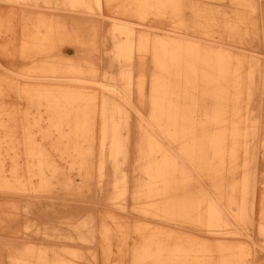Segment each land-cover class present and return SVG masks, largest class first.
Instances as JSON below:
<instances>
[{"label": "bare ground", "instance_id": "6f19581e", "mask_svg": "<svg viewBox=\"0 0 264 264\" xmlns=\"http://www.w3.org/2000/svg\"><path fill=\"white\" fill-rule=\"evenodd\" d=\"M38 1L41 0H0V40L6 39L3 43L0 41L1 68L8 70L5 66L12 63L16 52L17 56L28 60L43 55L48 49H55L60 44L84 42L81 37L76 40L69 38L70 34L73 38L78 34L76 30H73L74 34L69 32L67 23L59 24L53 21L49 25L41 24L45 27L43 32L38 29L30 30L33 28L31 24L26 28L25 35L21 29L24 40L18 50L14 49L11 23H7L13 18V9L6 6L13 2L27 4ZM131 1L134 7L124 10L135 11L142 18L147 15L145 12L160 16L164 11H169L170 16L176 14L182 6L180 0ZM65 2L62 1L61 4L68 7L96 6L97 9H101L105 2L107 10H111L114 0ZM239 2L242 1L233 0L235 4ZM190 7L194 8L192 5ZM235 13L237 10L220 21L218 16H211L208 11L200 16L196 14V17L199 20L204 18L203 23L207 25V29L214 27L215 30L221 26L228 32V36H250V28L245 24L248 18L243 15L235 16ZM111 24L108 32L113 35L114 43L108 52L115 60L127 62L126 65L120 66L117 75L107 71L102 73L114 83L120 84L121 88L115 91L121 92L125 99L130 100L135 82L131 60L136 53L142 58L148 52L152 57L154 70L149 90L151 112L146 120L141 118L137 121L139 141L135 144V167L145 175V179L142 182L136 181L131 194L128 191L129 178L126 172L128 136L125 135L128 132L130 115L114 96L101 97L98 109L101 140L97 158V178L99 183H109V205L128 210L126 199L130 196L131 207L139 213L193 226L209 237L238 234L239 230L231 225L229 218L237 221L238 228L251 227L256 204L255 165L260 132L258 116L256 117V111L251 106L256 98L253 85L258 82L255 65L249 64L243 71L239 57H233L228 49L205 46L197 40H188L181 35L174 38L169 35L155 37L150 46L149 39L145 36L135 39L133 26L128 23L114 21ZM193 26L197 27L196 24ZM208 31L210 30H204L206 34H209ZM63 63L66 66L63 73L74 74L78 71L69 61L63 60ZM44 64L31 65L27 67V72L31 77L40 78L42 73L54 74L59 68L54 62L50 66ZM145 82V76L142 74L136 78L140 92L143 91ZM3 89L0 82V93ZM15 90L22 93L24 99L33 107L44 104L48 119L55 127L54 130L60 134L57 142L51 144L50 148L59 151L58 154L62 156L60 159L68 161L70 170L75 168L79 171L81 185L86 183L90 176L87 168L92 146L89 143H79V140H88L93 130L91 117L97 110L95 97L60 85L48 87L37 84ZM240 90L245 91L244 97L240 95ZM239 101L244 103L241 110L237 105ZM4 117L7 118V123L2 119ZM39 121L40 118L34 117L32 122L37 124ZM16 125L14 113L2 111L0 106V128L4 133L0 140H14L12 133L16 131ZM31 129L23 128V149L25 155L34 157V162L29 165L36 166L39 171L38 186H29L28 180L16 174L18 164L13 159L9 175L3 174L4 159L1 155H17L18 147L13 142L11 146L2 147L0 141V192L21 194L29 191H48L60 171L59 163L49 158L47 149L34 141ZM37 131L42 132L41 129ZM262 134L264 146V130ZM41 138L45 140L48 136ZM162 139L167 140V144L162 143ZM239 148L243 150L241 155L238 153ZM225 162L229 165L228 171H224ZM106 165L110 166L107 171ZM237 169L244 191L240 201L226 194V188L232 187V182L236 181L233 174ZM71 183L72 180L67 177L62 186L70 189ZM204 183L210 184L211 191L204 189ZM17 208L16 201L9 200L0 204V210L9 209V212L1 214L7 217L3 223V229L7 232L17 233V228L12 225L14 214L11 213ZM69 215L70 213L65 214V217ZM261 219L257 234L261 238V245L264 246V202ZM66 223L70 225L69 221ZM74 228H77L78 239L89 237L93 241V217L78 222ZM124 229V223L115 218L112 219V225H101L99 234L102 238V248L91 253L92 259L101 260L103 264L108 262L111 256V250L107 246L110 236L113 231ZM133 230L140 240L128 251L119 249L118 254L121 257L116 264H125L126 260L127 264H245L249 255L242 244L218 242L212 245L202 236L198 239L157 228L147 230L144 225H134ZM3 250L6 252V260L14 264H78L72 258H83L78 251L66 250L65 255L55 252L50 255L45 249L18 246L12 240L3 246Z\"/></svg>", "mask_w": 264, "mask_h": 264}, {"label": "rangeland", "instance_id": "374dc122", "mask_svg": "<svg viewBox=\"0 0 264 264\" xmlns=\"http://www.w3.org/2000/svg\"><path fill=\"white\" fill-rule=\"evenodd\" d=\"M62 1L66 3L65 0H41L27 4L13 2L11 5L6 6L13 9V18L9 19L7 23H11L14 49L18 50L21 41L24 40L26 28H29V24L33 27L30 30L38 29L43 32L45 27L41 24L49 25L53 21L59 24L67 23L69 25L67 30L73 34L75 33L73 30H76V34H78L74 38L70 34L69 38L76 40V38L81 37L84 42L60 44L57 48L48 49L45 54L31 57L28 60L17 56L18 52H16V55H13L12 63H7L5 66L8 70L0 67V82L4 88L3 92L0 93V106L2 111L14 113L17 122L16 131L12 133L14 140L0 141L2 147L11 146V142L18 147L17 155H1L4 159L3 174L9 175L13 159L18 164L16 174L26 181L28 180L29 186H38L39 171L36 166L30 167L29 165L34 162V157L24 154V140L22 139L24 127L33 129L31 136L34 141L41 143L47 149L49 158L57 161L60 166V171L56 174L53 185L48 191L36 193L29 191L21 194L0 192V204L9 200L18 203V208L11 212L14 214L12 225L17 228L15 230L17 233L7 232L3 229L4 219L6 220L7 217L1 216V214L9 212V209L0 210V264H14V262L6 260V252L3 250V246L11 240L18 246L45 249L50 255L54 252L57 254L64 253L65 255L66 250L78 251L83 258H72L78 264H103L101 260H93L91 253L94 250L96 252L97 249L100 251L102 248V238L99 234L101 225H112V219L114 218L124 223L126 229L113 231L107 245L108 249L111 250V256L109 261L104 262V264H116L121 257L118 254L119 249L128 251L135 246L136 241L140 240L139 236L134 233V225H144L147 230L157 228L162 231L189 235L195 238L202 236L205 241L212 245L218 242L233 245L242 244L249 254L245 264H264V246L261 245V238L257 234L258 223L262 222L261 211L264 202V146L262 139L264 130V0H241L242 2H239V4L233 3V0H180L182 6L180 10L176 11V14L168 16L169 11H164L162 15L154 16L150 12H145L147 15L143 18L139 17L135 11L124 10V8L132 9L134 7L131 0H114L113 5L111 4V10H107L108 6L104 4L105 2L101 9H97L96 6L68 7L66 4H61ZM190 5L194 8H191ZM2 6L5 5L2 4ZM234 10H237L235 16L243 15V17L248 18L245 24L250 28V36H228V32L224 31L221 26L215 28L218 31H215L214 27L207 29V25L203 23L204 18L199 20L196 17V14L200 16L208 11L209 14H212L211 16H218L220 21L221 18L233 15ZM114 21L128 23L133 26L135 39L139 36H145L149 39L150 46L155 37L169 35L174 38L181 35L188 40H197L205 46L228 49L233 57H239L244 67L243 71L248 68L249 64L255 65L258 82L253 85V88L256 89L254 92L256 98L251 106L256 111V117L258 116L260 132L258 134L255 165L256 188L254 191L256 204L251 227L247 229L238 228L237 221L229 218L231 225L239 230L238 234L209 237L204 235L205 233L202 230L193 226L156 219L139 213L131 207L132 200L130 196L126 199L128 210L124 211L109 205V196L111 195L109 183L105 181L99 183L97 178V158L100 152L99 143L101 140V120L98 109L101 97L103 95L114 96L118 102L125 106L130 115L128 132L125 135L128 136V167L126 172L129 178L128 191L131 194L136 181L142 182L145 179V175L136 170L135 167L137 157L135 144L139 141L137 121L141 118L146 120L151 112L149 90L151 75L154 70L153 60L148 52L142 58L136 53L131 60L135 82L132 86L130 100L125 99L121 92L115 91L121 88L119 87L120 84H116L107 76L102 75L104 71L117 75L120 66L127 63L115 60L108 52L114 43L113 35L108 32V28ZM195 24L197 27L193 26ZM21 29L24 30V35ZM204 30H210L208 31L209 34H206ZM0 41L3 43L6 39L1 38ZM63 60L69 61L70 65H75L78 71L74 74L63 73L66 67ZM53 62L59 67L54 74L42 73L39 78L31 77L27 72V67L36 63L41 65L46 63L45 66H50ZM141 74L146 79L142 93L136 83V78ZM69 78L73 80L70 81ZM37 84L48 87L65 86L95 97L97 110L95 115L91 117L93 130L89 134L88 140H79V143H89L92 146V149L89 150L92 154L87 168L90 176L88 181L82 185L79 171L75 168L70 170L68 161L60 159L62 156L60 157V154H58L59 151L50 148L51 144L57 142L60 134L54 130L55 127L48 119L44 104L37 108L33 107L24 99L22 93L15 90L23 88V86ZM240 95L244 97L245 91L240 90ZM237 105L240 106L238 108L240 110L244 108L242 107L244 105L243 101H239ZM34 117L40 118L37 124L32 122ZM2 119L6 123L8 122L6 117ZM10 125L9 122L8 126ZM38 129H41L42 132H38ZM46 129L48 132H45ZM3 135L4 133L0 128V138ZM42 136H48V138L43 140ZM163 139L161 142L167 144V140ZM9 152L11 153V151ZM242 152L243 150L239 148V155ZM241 161L242 157L240 156L239 162ZM109 167V165H106V171ZM224 167V171H228L229 165L227 162H225ZM233 175L236 181L232 182V187L226 188V194L240 201L244 191L242 183L239 181V170L237 169ZM67 177L72 180L70 189L62 186ZM203 185L204 189L211 191L210 184L204 183ZM69 213L70 218L65 217V214L68 215ZM88 217H93L95 222L93 241L89 237L84 240L78 239L76 237L77 228H74L75 224L85 221ZM68 221L70 225L66 223ZM26 226H29V228ZM125 264H127V260Z\"/></svg>", "mask_w": 264, "mask_h": 264}]
</instances>
